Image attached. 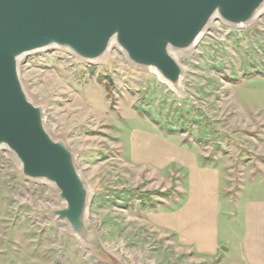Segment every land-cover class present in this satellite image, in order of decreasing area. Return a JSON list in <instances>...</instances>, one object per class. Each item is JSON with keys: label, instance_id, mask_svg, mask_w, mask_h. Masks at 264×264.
Wrapping results in <instances>:
<instances>
[{"label": "rangeland", "instance_id": "1", "mask_svg": "<svg viewBox=\"0 0 264 264\" xmlns=\"http://www.w3.org/2000/svg\"><path fill=\"white\" fill-rule=\"evenodd\" d=\"M176 58L179 91L115 47L97 62L57 48L20 60L25 92L43 107L51 137L74 153L91 190L86 220L100 245L84 244L65 222L47 217L64 206L58 191L23 178L18 159L0 149V264H236L222 253L195 254L148 214L176 208L187 189L176 165L185 154L167 142L219 168L224 198H244L245 185L264 169V13L243 27L212 21ZM208 207L198 204L201 226Z\"/></svg>", "mask_w": 264, "mask_h": 264}, {"label": "water", "instance_id": "2", "mask_svg": "<svg viewBox=\"0 0 264 264\" xmlns=\"http://www.w3.org/2000/svg\"><path fill=\"white\" fill-rule=\"evenodd\" d=\"M263 13L264 0H0V149L18 159L23 178L58 191L64 206L47 217L99 247L86 220L91 190L74 153L51 137L43 107L25 92L24 56L57 48L97 62L115 47L129 64L153 70L177 91L183 69L176 54L192 49L212 21L243 27Z\"/></svg>", "mask_w": 264, "mask_h": 264}, {"label": "crops", "instance_id": "3", "mask_svg": "<svg viewBox=\"0 0 264 264\" xmlns=\"http://www.w3.org/2000/svg\"><path fill=\"white\" fill-rule=\"evenodd\" d=\"M167 143L185 154L176 165L186 173L187 189L176 208H163L148 214L153 224L172 233L178 243L199 256L216 257L222 253L224 258L234 257L236 264H264V169H259L254 183L245 185L244 198L240 195L236 199L232 195L224 198L219 168L202 166L187 148ZM203 200L208 203L209 210L205 213L206 224L201 226L197 207ZM224 203L231 210L224 213L226 236L221 237L220 217ZM228 206L224 209H229ZM236 213L243 216L241 233L234 229Z\"/></svg>", "mask_w": 264, "mask_h": 264}, {"label": "bare ground", "instance_id": "4", "mask_svg": "<svg viewBox=\"0 0 264 264\" xmlns=\"http://www.w3.org/2000/svg\"><path fill=\"white\" fill-rule=\"evenodd\" d=\"M180 89H181V84H180L179 89L177 91H179Z\"/></svg>", "mask_w": 264, "mask_h": 264}]
</instances>
